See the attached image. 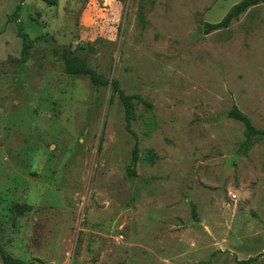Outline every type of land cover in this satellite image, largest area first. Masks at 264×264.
I'll return each instance as SVG.
<instances>
[{"label": "rangeland", "instance_id": "obj_1", "mask_svg": "<svg viewBox=\"0 0 264 264\" xmlns=\"http://www.w3.org/2000/svg\"><path fill=\"white\" fill-rule=\"evenodd\" d=\"M242 1L0 0V29L21 3L35 42L24 55L12 22L0 38L3 250L36 264H264V138L248 143L228 117L237 106L264 131V5L204 32ZM50 38L110 85L68 73Z\"/></svg>", "mask_w": 264, "mask_h": 264}, {"label": "trees", "instance_id": "obj_2", "mask_svg": "<svg viewBox=\"0 0 264 264\" xmlns=\"http://www.w3.org/2000/svg\"><path fill=\"white\" fill-rule=\"evenodd\" d=\"M264 5V0H244L241 3L235 5L231 11L224 17V19L217 24H209L206 23L204 26V32L206 35H209L213 32L227 30L233 24V22L238 21L240 17L250 11L252 8L259 7ZM21 11V3L17 6L16 11L9 17V22L15 23L18 28V36L23 41V54H27L34 47V40L30 38L28 34H26L23 30L22 24L19 22V14ZM141 21L145 22V17L143 14L140 15ZM67 59V70L71 75H84L89 76L92 84L97 88L106 87L110 85V82L104 79L102 76L96 74L94 71L90 69V67L85 63L84 60L80 58H73L68 54L67 51L64 52ZM114 92L118 94L120 99L124 102L127 107V130L130 132L137 140V137L132 130V120L133 116H131L130 111V98L126 96L125 92L120 88V84L118 82L112 83ZM228 117L235 121L242 123L246 129V137L248 143H251L256 138H264V131L257 129L251 119L245 115L237 106H234L230 112L228 113ZM103 141V140H102ZM140 160V148L138 141H136V145L133 149L132 153V162L128 168V173L131 177H135L137 175V165ZM0 259L3 264H36V262H26L21 259L15 258L7 253L0 247ZM254 259H250L249 262H253Z\"/></svg>", "mask_w": 264, "mask_h": 264}, {"label": "water", "instance_id": "obj_3", "mask_svg": "<svg viewBox=\"0 0 264 264\" xmlns=\"http://www.w3.org/2000/svg\"><path fill=\"white\" fill-rule=\"evenodd\" d=\"M48 46L51 47V48H53L54 50L59 51V52H65V51H67L68 54H70L73 58H77V56H78V53L77 52H75V53H72L71 52V48L70 47H68V46H59L57 44V42L54 39H52V38H50L48 40Z\"/></svg>", "mask_w": 264, "mask_h": 264}, {"label": "crops", "instance_id": "obj_4", "mask_svg": "<svg viewBox=\"0 0 264 264\" xmlns=\"http://www.w3.org/2000/svg\"><path fill=\"white\" fill-rule=\"evenodd\" d=\"M1 8V7H0ZM14 10H15V8H14ZM15 12V11H14ZM13 12V13H14ZM13 13H9L8 15H7V17L5 18V19H7L9 16H11ZM14 24V23H13ZM11 27H13L12 26V23H10V22H6V26L3 28V30L2 29H0V38L1 39H9V37L7 36V31L8 30H12V28ZM14 27H16L17 28V26H14ZM17 30H18V28H17ZM2 34V35H1ZM8 37V38H7ZM18 41H20L21 43H22V39H17ZM23 44V43H22Z\"/></svg>", "mask_w": 264, "mask_h": 264}, {"label": "built area", "instance_id": "obj_5", "mask_svg": "<svg viewBox=\"0 0 264 264\" xmlns=\"http://www.w3.org/2000/svg\"><path fill=\"white\" fill-rule=\"evenodd\" d=\"M235 199V198H234Z\"/></svg>", "mask_w": 264, "mask_h": 264}]
</instances>
